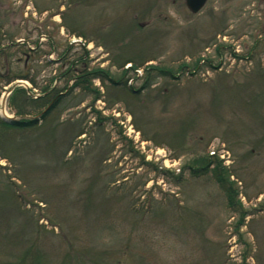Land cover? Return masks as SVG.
Segmentation results:
<instances>
[{
	"label": "rangeland",
	"instance_id": "obj_1",
	"mask_svg": "<svg viewBox=\"0 0 264 264\" xmlns=\"http://www.w3.org/2000/svg\"><path fill=\"white\" fill-rule=\"evenodd\" d=\"M0 49L32 95L81 55L136 91L95 79L0 130V264H264V0H0ZM215 159L232 207L187 168Z\"/></svg>",
	"mask_w": 264,
	"mask_h": 264
},
{
	"label": "trees",
	"instance_id": "obj_2",
	"mask_svg": "<svg viewBox=\"0 0 264 264\" xmlns=\"http://www.w3.org/2000/svg\"><path fill=\"white\" fill-rule=\"evenodd\" d=\"M6 48V47H3ZM8 48V47H7ZM6 48V49H7ZM10 48V46H9ZM72 46H69L64 52L61 54V57H64V60L67 59V55L69 50ZM0 49V55L3 53L5 56L7 55L5 50ZM84 54V52L82 53ZM70 62V61H66ZM80 65L79 67H77ZM198 66V63L195 64V68ZM60 68H63L61 65ZM59 68V69H60ZM184 68L181 67L180 70ZM151 70L147 71L144 83L142 88L150 86L154 81V75L152 74L155 68H150ZM127 71L118 77V79L113 78L109 75L107 71H102L98 69H90L89 65L86 60H84L83 56H79L78 58L74 59L70 63H68L66 69L61 71L57 78H64L65 86L62 89L57 88L56 85H48L43 87L40 95L37 98H33L28 95L27 91L22 88H15L12 90L9 98H8V106L11 110H14V114L19 117L18 120L13 121L12 123H7L0 118V130L5 132L8 130H24L30 127H36L40 121L44 120L54 109L55 107L61 102L63 98V91L67 90L66 93L72 92L74 89H79L83 92L93 95L92 101L97 100L101 95V93L93 87V80L99 79L102 83L109 81L114 86H118L120 84L127 85L128 78L124 77ZM156 74L158 75H169L172 74L169 71L165 70H157ZM157 75V76H158ZM175 77L174 75H170ZM17 79H26L32 82L35 85L34 79L29 77V72H17L12 73L11 67L9 65L6 66L4 73H0V80L4 81L6 84L11 83ZM69 81H73L72 85H68ZM128 90L131 92H136L133 90L132 86H128ZM138 90L137 92H139ZM2 139L0 137V146L2 143ZM1 150V147H0ZM2 154L1 158H5L3 152L0 151ZM210 158H212L210 156ZM208 160V159H207ZM203 160V162L198 165L196 168L187 167L190 169V173L193 176H198L200 174L206 173L210 165H214L213 168V175L215 177L216 182L226 193L228 197L229 206L232 207V203L236 196V191L232 186V183L229 182L228 177L225 176L226 171L225 168L221 166L219 160L215 159L213 161Z\"/></svg>",
	"mask_w": 264,
	"mask_h": 264
},
{
	"label": "water",
	"instance_id": "obj_3",
	"mask_svg": "<svg viewBox=\"0 0 264 264\" xmlns=\"http://www.w3.org/2000/svg\"><path fill=\"white\" fill-rule=\"evenodd\" d=\"M206 1L207 0H185V4L190 12L196 14L203 8ZM0 118L7 123H12L13 121L19 119L17 117H11L3 113L0 114Z\"/></svg>",
	"mask_w": 264,
	"mask_h": 264
},
{
	"label": "built area",
	"instance_id": "obj_4",
	"mask_svg": "<svg viewBox=\"0 0 264 264\" xmlns=\"http://www.w3.org/2000/svg\"><path fill=\"white\" fill-rule=\"evenodd\" d=\"M137 73H139V71H137ZM24 88H30L31 87V85L28 83V82H26V85H24V84H21ZM34 91H36L35 89H33ZM4 95H2V97L4 98V96L5 95H7V93L6 92H4L3 93ZM35 95H37V93H35ZM0 112H4V113H6V109H5V104H4V102H3V104L1 105V110H0ZM210 154H212V155H214L215 154V151H211L210 152ZM219 156H220V158H222V159H225V163L226 164H228L229 163V160L225 157V153H224V151H222L220 154H219Z\"/></svg>",
	"mask_w": 264,
	"mask_h": 264
},
{
	"label": "flooded vegetation",
	"instance_id": "obj_5",
	"mask_svg": "<svg viewBox=\"0 0 264 264\" xmlns=\"http://www.w3.org/2000/svg\"><path fill=\"white\" fill-rule=\"evenodd\" d=\"M208 1H209V0L206 1V3H205V5L203 6V8L206 6V4L208 3ZM183 2H184V5L186 6V4H185V0H183ZM186 8H187V7H186ZM203 8H202V9H203ZM202 9H201V10H202ZM201 10H200V11H201ZM200 11H199V12H200ZM189 12H190V11H189ZM199 12H198V13H199ZM190 13H191V14H194V13H192V12H190ZM196 14H197V13H196Z\"/></svg>",
	"mask_w": 264,
	"mask_h": 264
},
{
	"label": "bare ground",
	"instance_id": "obj_6",
	"mask_svg": "<svg viewBox=\"0 0 264 264\" xmlns=\"http://www.w3.org/2000/svg\"><path fill=\"white\" fill-rule=\"evenodd\" d=\"M18 83L26 85V82H24V81H18Z\"/></svg>",
	"mask_w": 264,
	"mask_h": 264
}]
</instances>
